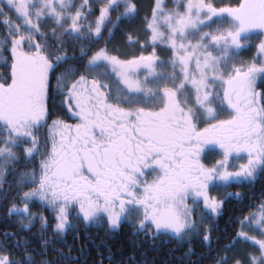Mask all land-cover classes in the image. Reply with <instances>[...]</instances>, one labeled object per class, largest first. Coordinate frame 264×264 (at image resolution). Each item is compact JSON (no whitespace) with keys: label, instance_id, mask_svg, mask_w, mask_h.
<instances>
[{"label":"snow or ice","instance_id":"snow-or-ice-1","mask_svg":"<svg viewBox=\"0 0 264 264\" xmlns=\"http://www.w3.org/2000/svg\"><path fill=\"white\" fill-rule=\"evenodd\" d=\"M262 180L264 0H0V264H264Z\"/></svg>","mask_w":264,"mask_h":264},{"label":"trees","instance_id":"trees-1","mask_svg":"<svg viewBox=\"0 0 264 264\" xmlns=\"http://www.w3.org/2000/svg\"><path fill=\"white\" fill-rule=\"evenodd\" d=\"M141 3L145 6V11L147 9V5H149L151 3V0H141ZM144 12L141 13V15H143ZM117 43L120 46H123L121 44V40L119 35L117 36ZM247 55H251V52H246ZM61 115L65 118L68 119L67 114L65 113H61ZM69 122H74L69 120ZM261 185H264V180L259 181L256 185H255V191L257 192V194H259L260 190H261ZM232 191H247V189H241V188H233L231 189ZM236 202L233 201V204H235ZM36 210V209H34ZM4 214V209L0 208V217H2ZM47 214V213H45ZM229 214H231V212H229ZM227 216H225L222 220L219 221L220 224V228L223 229L224 228V224L227 220ZM4 225L0 224V229H3ZM11 227L13 228V230L15 229V225H11ZM39 226L37 225L36 228H38ZM36 228H33V231H36ZM90 233L96 238L97 243L100 242L101 239H106V233L104 230V227L101 228H96V227H91L89 229ZM133 239V237H131L130 235V229L127 225H124L121 229V231L118 234H115L113 236V240L109 241L110 243H113L114 245H116L117 247H119L121 244L123 245L124 248V253L125 255H127L131 249H132V244L130 243V241ZM71 236H69V243H71ZM226 241H222L221 243L223 244ZM150 242H145V247L149 246ZM195 244V249L197 253L200 252H206L207 249L199 242H194ZM187 245L185 244V247ZM176 244L175 241H170L168 243H158V250L157 251H152L150 253V257H156V261L157 264H167V261L169 260H174V257H178L180 256L183 251L184 248H179L176 250L175 253H170V249L175 248ZM102 250V249H101ZM93 255H95V251L93 252Z\"/></svg>","mask_w":264,"mask_h":264},{"label":"rangeland","instance_id":"rangeland-1","mask_svg":"<svg viewBox=\"0 0 264 264\" xmlns=\"http://www.w3.org/2000/svg\"><path fill=\"white\" fill-rule=\"evenodd\" d=\"M225 3L231 2V0H224ZM258 42V41H257ZM253 53H251L252 55ZM244 58H248L251 55H247L246 52L243 54ZM215 158H219V150L217 149L216 152L213 154Z\"/></svg>","mask_w":264,"mask_h":264}]
</instances>
